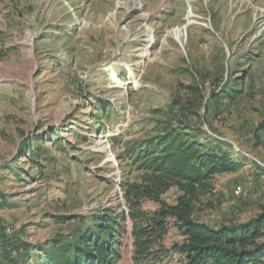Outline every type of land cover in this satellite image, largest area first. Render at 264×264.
Here are the masks:
<instances>
[{
    "label": "rangeland",
    "instance_id": "374dc122",
    "mask_svg": "<svg viewBox=\"0 0 264 264\" xmlns=\"http://www.w3.org/2000/svg\"><path fill=\"white\" fill-rule=\"evenodd\" d=\"M237 79L239 98L216 104ZM152 118L244 159L216 177L196 219L217 227L264 212V0H0V264H27L16 239L51 246L127 209L122 180L142 173L123 142ZM131 245L127 234L116 264H138Z\"/></svg>",
    "mask_w": 264,
    "mask_h": 264
},
{
    "label": "trees",
    "instance_id": "16d2710c",
    "mask_svg": "<svg viewBox=\"0 0 264 264\" xmlns=\"http://www.w3.org/2000/svg\"><path fill=\"white\" fill-rule=\"evenodd\" d=\"M235 84L215 94L216 104L239 98L243 91L238 86L243 83L237 79ZM149 121H155L151 129L123 142L120 156L130 171L142 173L140 181L127 175L122 180L127 209L94 214L92 223L76 237L55 239L51 246L18 239L10 242L21 250L27 264L33 256L44 264H116L127 234L138 264L164 263L172 258L179 264H264V212L246 222L217 227L196 219L201 197L212 193L218 175L239 170L242 156L234 157V148L227 142L212 141L206 135L201 140L198 131L192 133V129L155 118ZM58 144L62 147V142ZM173 188L178 195L168 202L164 195ZM146 202L155 208L146 209ZM171 232L174 236L168 244Z\"/></svg>",
    "mask_w": 264,
    "mask_h": 264
},
{
    "label": "bare ground",
    "instance_id": "6f19581e",
    "mask_svg": "<svg viewBox=\"0 0 264 264\" xmlns=\"http://www.w3.org/2000/svg\"><path fill=\"white\" fill-rule=\"evenodd\" d=\"M177 33H178V32H177ZM111 75H112V78H113V79H116V81L119 80L118 77H117V74H116V71H115L114 68H112V70H111ZM119 82H120V81H119Z\"/></svg>",
    "mask_w": 264,
    "mask_h": 264
},
{
    "label": "built area",
    "instance_id": "2783aa9c",
    "mask_svg": "<svg viewBox=\"0 0 264 264\" xmlns=\"http://www.w3.org/2000/svg\"><path fill=\"white\" fill-rule=\"evenodd\" d=\"M261 163V162H260ZM261 164H263V163H261ZM264 165V164H263ZM116 168H118V167H116ZM236 192L238 193L239 192V190H236ZM132 241V240H131Z\"/></svg>",
    "mask_w": 264,
    "mask_h": 264
}]
</instances>
